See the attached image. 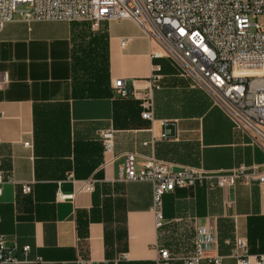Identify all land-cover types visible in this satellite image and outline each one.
Instances as JSON below:
<instances>
[{"label": "crops", "instance_id": "0c3cea01", "mask_svg": "<svg viewBox=\"0 0 264 264\" xmlns=\"http://www.w3.org/2000/svg\"><path fill=\"white\" fill-rule=\"evenodd\" d=\"M153 48L132 19H109L96 28L87 21L28 22L16 14L0 30L6 80L0 88V170L12 179L2 186L0 233L17 264L101 263L122 253L131 260L121 264H153L158 247L170 251V264H185L201 228L215 241L198 264L218 256L222 264H238L236 237L248 239L251 264H259L264 186L176 189L164 197L165 222L157 229L153 184L121 180L129 152L137 154V169L149 156L210 170L264 164L262 146L237 131L167 59L161 60V88L154 90L155 120L142 117ZM116 79H125L137 97H119ZM106 130L114 131L110 152L101 139ZM24 183L31 192L23 191Z\"/></svg>", "mask_w": 264, "mask_h": 264}, {"label": "built area", "instance_id": "2783aa9c", "mask_svg": "<svg viewBox=\"0 0 264 264\" xmlns=\"http://www.w3.org/2000/svg\"><path fill=\"white\" fill-rule=\"evenodd\" d=\"M19 14L32 21H87L93 27L109 19H132L149 37L153 45L151 88L142 94V117L154 121V90L161 88L167 59L176 72L187 78L192 87L204 90L232 120L234 128L249 135L264 149V0H0V30ZM128 39L121 41L125 45ZM6 80L0 73V88ZM113 88L121 98L137 97L125 79H116ZM164 138L166 136L164 135ZM105 152L114 146V131L101 134ZM28 145V144H27ZM137 154L125 155L122 181H148L153 184L155 226L165 222L164 197L176 189L206 186L229 189L241 183L264 186L263 165H239L228 170L181 166L146 157L136 167ZM1 165V159H0ZM12 181L0 170V195L3 184ZM93 182L86 190L93 189ZM25 193L32 191L24 183ZM71 199L73 195H61ZM1 221V218H0ZM215 241L212 233L198 229L194 253L185 264H198L206 249ZM28 250V247H26ZM235 257L238 264H251L248 239L236 237ZM129 253L101 263L80 259V264H121L130 261ZM173 257L166 248H157L153 264H170ZM221 257L211 259L222 264ZM17 264L15 251L0 233V264ZM264 264V255L258 257Z\"/></svg>", "mask_w": 264, "mask_h": 264}]
</instances>
